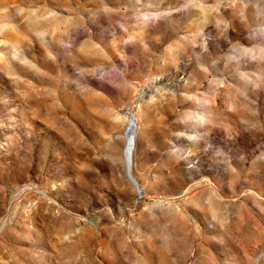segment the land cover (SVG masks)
<instances>
[{
    "label": "rangeland",
    "instance_id": "obj_1",
    "mask_svg": "<svg viewBox=\"0 0 264 264\" xmlns=\"http://www.w3.org/2000/svg\"><path fill=\"white\" fill-rule=\"evenodd\" d=\"M5 57L0 264H264V0H0Z\"/></svg>",
    "mask_w": 264,
    "mask_h": 264
},
{
    "label": "clouds",
    "instance_id": "obj_2",
    "mask_svg": "<svg viewBox=\"0 0 264 264\" xmlns=\"http://www.w3.org/2000/svg\"><path fill=\"white\" fill-rule=\"evenodd\" d=\"M11 60L16 62V64L19 66V70H26L32 72L29 65L34 64L33 62H30L29 60L24 58V60H26L28 63H23L20 59L13 56H11ZM0 65L3 66V72L6 78L12 82V86L16 90V94L20 98V101L29 107L31 117L33 119L39 120L42 124L51 128L53 131H58V129L51 125L48 118V112L51 108V105H49L48 100L43 98V95L39 94L36 90L27 91L22 87V84L26 79L22 78L18 74L17 68H14L10 65L8 57H5L4 60H0ZM51 87H55V85L51 84ZM56 99L58 100L57 97ZM58 119L62 120L64 123H69L67 118L64 117L62 114L58 117ZM77 136H80V133L78 131Z\"/></svg>",
    "mask_w": 264,
    "mask_h": 264
},
{
    "label": "bare ground",
    "instance_id": "obj_3",
    "mask_svg": "<svg viewBox=\"0 0 264 264\" xmlns=\"http://www.w3.org/2000/svg\"><path fill=\"white\" fill-rule=\"evenodd\" d=\"M143 97V92L139 95V99ZM126 128L124 131V167L126 176L131 184L136 186V182L132 177V168H133V155L135 150V134H136V120L130 109H126ZM138 198L140 196L139 191H137Z\"/></svg>",
    "mask_w": 264,
    "mask_h": 264
}]
</instances>
